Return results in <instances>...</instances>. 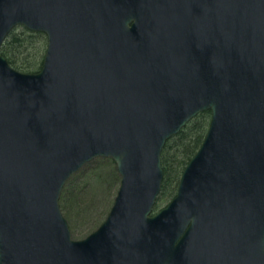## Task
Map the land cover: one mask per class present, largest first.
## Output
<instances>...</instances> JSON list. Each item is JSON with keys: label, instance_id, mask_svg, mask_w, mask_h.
I'll list each match as a JSON object with an SVG mask.
<instances>
[{"label": "water", "instance_id": "1", "mask_svg": "<svg viewBox=\"0 0 264 264\" xmlns=\"http://www.w3.org/2000/svg\"><path fill=\"white\" fill-rule=\"evenodd\" d=\"M43 32L41 67L0 53V264H264V0H0V47ZM203 140L156 211L161 152ZM110 157L120 176L74 239L59 197Z\"/></svg>", "mask_w": 264, "mask_h": 264}, {"label": "rangeland", "instance_id": "2", "mask_svg": "<svg viewBox=\"0 0 264 264\" xmlns=\"http://www.w3.org/2000/svg\"><path fill=\"white\" fill-rule=\"evenodd\" d=\"M43 48L44 40L39 38L20 56L36 69ZM119 180L114 161L110 157L102 156L84 164L67 180L59 203L72 238L85 237L103 221L112 205ZM166 203L163 202L160 206Z\"/></svg>", "mask_w": 264, "mask_h": 264}, {"label": "trees", "instance_id": "3", "mask_svg": "<svg viewBox=\"0 0 264 264\" xmlns=\"http://www.w3.org/2000/svg\"><path fill=\"white\" fill-rule=\"evenodd\" d=\"M19 28L21 29L19 30ZM39 38H43L44 48L41 53L39 66L34 69L26 60L22 59L20 55L25 54L24 51L30 48L31 44ZM45 41L46 37L43 32L31 31L19 25L14 27L6 36L0 47V53L7 58L13 67L25 72H35L41 67L45 51ZM209 118V110L199 112L189 120L177 134L170 137L165 142L161 152V164L164 177L154 209L160 208L161 203L168 202L174 197L181 171L202 142L207 130ZM171 186L172 188L169 189ZM63 189L64 187L62 188L60 198ZM100 223H98V225ZM98 225H96V227ZM91 231H93V229L89 232Z\"/></svg>", "mask_w": 264, "mask_h": 264}]
</instances>
